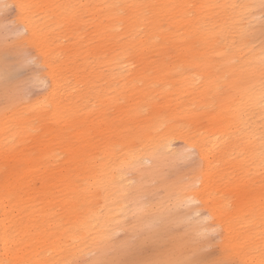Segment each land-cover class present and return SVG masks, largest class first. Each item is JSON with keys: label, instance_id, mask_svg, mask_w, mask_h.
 <instances>
[{"label": "bare ground", "instance_id": "bare-ground-1", "mask_svg": "<svg viewBox=\"0 0 264 264\" xmlns=\"http://www.w3.org/2000/svg\"><path fill=\"white\" fill-rule=\"evenodd\" d=\"M3 1L15 6L31 4ZM29 1L98 8L92 10L93 18L111 21L104 29L110 41V53L105 56L110 78L99 91L92 86L79 87L71 75L57 71L55 50L43 42L45 93L29 103L6 98L0 106L1 146H12L2 156L14 157L29 137H36L32 147L18 159L25 162L23 168L0 166V260L11 264H83L87 259L84 253L90 250L97 231L93 215H99L101 222L109 226L114 227L119 220L128 228L125 221L133 220L136 202L141 198L150 216L162 215L170 221L164 231L167 240L149 239L158 248L146 259L154 258L162 245L176 258L190 255L194 233L210 228L211 219L227 237L235 258L259 259L264 232L260 201L264 191L255 190L248 204L234 200L229 186L218 191H212L211 186L212 173L219 166L214 154L223 156L236 148L237 121L232 109L244 89L234 73L224 78L221 65L240 57L241 47L250 45L251 37L239 42L241 51L235 55H224L214 32L197 37L202 45L198 50L182 48L158 34L154 23L160 5L171 0ZM108 5L149 7L118 9ZM16 9L20 27L28 34L19 33L15 47L31 48L36 32L30 18L32 11ZM126 9L131 16L121 15ZM39 10L45 11H34ZM49 22L53 27L57 20ZM256 41L264 51V27ZM97 54L93 52L94 57ZM157 56L162 60L197 61L199 70L173 79L165 70L170 66L157 63ZM259 60L256 55L249 59L254 64ZM231 66L228 64L229 70L234 69ZM45 101L51 102V108L45 106ZM209 104L215 108L211 114L198 111ZM254 107L260 109L259 105ZM249 123L259 127L255 121ZM162 127L166 130L158 135ZM174 138L184 142L179 151L170 146ZM253 143V183L264 188L259 141ZM189 154L196 159L189 179L179 176L167 180L164 168L169 169L176 159ZM160 190L156 204L149 208L145 197ZM197 201L208 215L197 220L192 231L182 232L178 207ZM244 225L248 228L241 230Z\"/></svg>", "mask_w": 264, "mask_h": 264}, {"label": "rangeland", "instance_id": "rangeland-1", "mask_svg": "<svg viewBox=\"0 0 264 264\" xmlns=\"http://www.w3.org/2000/svg\"><path fill=\"white\" fill-rule=\"evenodd\" d=\"M5 2V1H0ZM260 0H171L165 6L160 5L161 8L157 10L154 17V23H156V29L158 34L164 37V39H170L176 41V43L182 48H192L197 49L201 47L197 42V37L202 33L214 32L217 42L219 45L224 47V50L228 48L232 39L238 32L237 24H242L248 30V35L252 41L250 45H243L241 48L240 56H243L249 61L251 56L254 55L261 57V48L258 46L256 37H258L261 29L264 27V21L260 19L261 12L256 9L254 10V16H246L243 21H239L236 13L228 7H202L209 5H249V4H259ZM7 3V1H6ZM34 3L29 0H23L21 4ZM58 2H50L47 5H56ZM14 7L9 10L7 18L3 13H0V106L4 105L7 99H16L18 102H33L47 90V84L43 83L44 75L42 72L46 70V67L42 63V44H50L55 50L56 60L55 64L57 71L67 75H71L74 78L79 87L84 88L87 86L95 87L98 91L101 87L105 86L109 82V66L107 65L108 60L105 59L106 54L110 53L109 37L105 33V27L107 26L106 20L97 21L93 18L92 10L98 9L89 5L85 9L79 10L78 15L75 19H69L63 15L57 9H45L44 12L36 11L39 13L43 19L37 20L35 16L30 13V18L33 27L36 29L34 35V46H29L31 48H17L15 47V40L19 33L25 35V31L20 27L17 9L14 3H8ZM188 5H193L194 7H187ZM176 6V7H170ZM127 13L129 16L130 11L126 9L123 13ZM121 14V15H123ZM57 20L55 25L50 24L49 20ZM15 21L13 24L12 22ZM9 24V28L6 30L4 25ZM48 28L45 29V26ZM19 27V28H18ZM39 28H43L42 32H39ZM227 36V43L221 41V36ZM44 39V40H43ZM226 47V48H225ZM112 50V49H111ZM93 52H98L96 57H94ZM157 53L163 55L161 50ZM38 56V57H37ZM236 57L234 59H238ZM157 63H165L169 65L166 68V72L169 77L173 79H178L182 73L196 72L199 70L197 61L186 62L183 59L173 58V59H160V57L155 58ZM233 59V60H234ZM216 61V59H212ZM228 62L222 63V73L225 77H230V72L234 73L235 77L239 76V64H231L234 69L229 70ZM155 72V71H154ZM7 77V79H6ZM9 77V78H8ZM224 77V78H225ZM239 86L243 88L249 87L252 83L256 81H250L247 78L239 77L237 79ZM104 105L103 103L97 109V117H100V108ZM105 108V107H103ZM261 110L256 107H252L246 114L245 119L248 122L255 121L259 126L261 122ZM3 136V135H2ZM1 136V137H2ZM0 137V138H1ZM36 139L29 137L25 141V146L23 150L14 152V157L9 158L2 156L6 155V151L12 149V146H1L3 145L0 141V166L9 169L10 167L23 168L26 164L24 161H18L20 155L23 152L28 151L32 147L33 141ZM237 144L234 146L236 148H231V155L220 156V154L215 153L214 158L219 161V166L214 169L212 173L214 181L212 183V191H218L222 187L233 188L231 197L238 201L248 202L252 200L254 191L258 190L264 191L262 186H258L254 182V173L252 167L253 160L250 161V153L255 149L254 143L243 144L239 139H236ZM184 142L181 139L174 138L170 146L174 151H179L182 149ZM186 157H191V159H186L181 162L180 157L171 164L169 169L164 168L167 180L176 177H183L187 180L190 177L191 170L196 165V159L190 154ZM213 171V170H212ZM199 186V183H197ZM249 191V193H248ZM162 191H158L152 195L145 197L148 202V207L152 208ZM255 193V194H256ZM235 201V202H236ZM178 214L181 218L179 229L182 232L192 231L194 224L197 220H202L203 217L207 216V210L201 208L200 203L197 201L191 203L190 205L181 203L178 207ZM213 220L209 221L211 225L210 228L204 229L202 231H197L193 235L192 249L190 248V254L194 251L198 252V257L200 259H216L222 254V245H216L215 240L220 239V235L213 234L212 229L221 230L218 225L217 227L213 225ZM248 226L244 225L241 230L247 229ZM237 228H234L233 232L236 233ZM207 234L209 236H214L212 241L213 247H204L207 250L203 253H199V241L202 239L201 234ZM167 240V235H163V240ZM140 250L137 252L134 258L146 259L152 253H155L158 246L155 241L144 239L139 241ZM197 248V249H196ZM259 250V249H258Z\"/></svg>", "mask_w": 264, "mask_h": 264}, {"label": "snow or ice", "instance_id": "snow-or-ice-1", "mask_svg": "<svg viewBox=\"0 0 264 264\" xmlns=\"http://www.w3.org/2000/svg\"><path fill=\"white\" fill-rule=\"evenodd\" d=\"M14 7L6 2H0V13L5 15L9 10ZM24 11H32V15L36 17L37 20L43 19L38 12L34 11L37 9H62L63 15L69 19H75L79 13V10L90 7L88 5L82 4H56V5H42V4H28V5H18ZM107 7L123 9L124 7L136 8V7H149L147 5H108ZM156 7V6H152ZM176 7V6H170ZM187 7H194L193 5H188ZM202 7H228L231 8L234 13L237 14L239 21H243L246 16H254V10L258 9L261 12L260 19L264 21V0H260L259 4H249V5H209ZM123 14V12L121 13ZM13 24L15 21L12 22ZM5 29L9 28V24L4 25ZM238 32L232 39L231 43L226 48L224 55H235L241 51L239 45L240 41H243L248 35V30L242 26V24H237ZM43 28H39V32H42ZM27 35V31L24 33ZM221 41L227 43V36H221ZM231 64H239V77L247 78L250 81H256L252 83L249 87L241 90L240 98L235 101V106L232 109L233 118L237 121V127L235 129L234 135L237 139L242 142V145L247 143L251 144L255 141H259L260 147V158H261V169L262 176H264V51L261 52V57L258 64H254L251 61L246 60L243 56L238 59L231 61ZM220 71V69H217ZM53 74L55 75V68L53 69ZM7 79V77H6ZM228 79V77H225ZM54 99V98H53ZM259 105L261 109V122L259 127H254L252 124L245 119L247 112L254 107ZM45 106L51 108V102L45 101ZM198 111L206 112L211 114L215 111L214 104L206 105ZM166 128L162 127L158 131V135L165 131ZM184 129H180L183 131ZM186 159H191V157L182 158L181 162ZM102 162V161H101ZM264 183V181H262ZM106 191V190H105ZM107 199V195L105 196ZM137 210L134 213V218L132 221H125L130 227L125 228L122 226L121 221L117 220L115 226H109L107 223L101 222L99 215H93V227L97 229L93 235V242L90 250L84 255L87 257L83 261V264H264V232L261 233V245L259 248V259H247L235 258V250L230 249L226 243L227 237L223 235L222 230L212 229L213 234L220 235L221 238L215 240L216 245H222L223 250L219 258L207 259V258H197L198 252L194 251L190 255H186L183 258H176L171 252H169L163 245L158 250L157 255L150 259H138L134 258L137 252L140 250L139 241L143 239H163L164 231L168 227L170 221L164 216H150L147 213L146 205L144 203V198L137 201ZM260 218L264 222V199L260 201ZM92 235V234H90ZM202 239L199 241V253H203L207 250V247H213L214 236H209L207 234H201ZM7 245V240L5 241ZM0 264H11L10 261L0 260ZM26 264H35V262L28 261Z\"/></svg>", "mask_w": 264, "mask_h": 264}]
</instances>
